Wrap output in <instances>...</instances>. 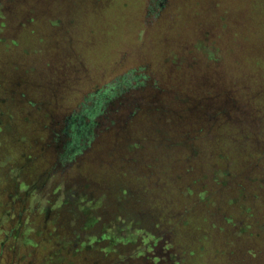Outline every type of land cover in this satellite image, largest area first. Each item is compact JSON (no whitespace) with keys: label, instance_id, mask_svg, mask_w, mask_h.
Returning <instances> with one entry per match:
<instances>
[{"label":"rangeland","instance_id":"1","mask_svg":"<svg viewBox=\"0 0 264 264\" xmlns=\"http://www.w3.org/2000/svg\"><path fill=\"white\" fill-rule=\"evenodd\" d=\"M117 187L183 264H264V0H0V264H98L79 193Z\"/></svg>","mask_w":264,"mask_h":264},{"label":"trees","instance_id":"2","mask_svg":"<svg viewBox=\"0 0 264 264\" xmlns=\"http://www.w3.org/2000/svg\"><path fill=\"white\" fill-rule=\"evenodd\" d=\"M102 113H104V110L100 112V115H105V113ZM98 114V111L92 112L87 107L80 117L71 118L66 124L63 134L70 140L66 142L64 147L63 158H65V161H71L75 155L80 154L92 141H95L94 129L97 122H94L93 119ZM105 130L107 129L103 127L101 132ZM200 193H198V196H200ZM79 194L81 198H90V200H84V202L82 200L83 204L80 203L78 207L81 217H86L84 225H80L82 222L76 225L79 232H85L83 235L85 241H81L83 246L81 249L80 247L73 248L75 253L86 251L91 257H96L95 262L98 264H105V259H108L111 264H129L131 260L140 261V264H159L160 254H162L163 258L161 260L164 261V264H183L182 259L178 260V257L173 253L175 244L172 240H165L164 236L158 231L164 227L169 231V226L172 225L171 220L164 221L160 217H155L156 215L145 213V210L137 202L138 199L134 198V194H131L128 188L117 187L115 190V194L118 196L117 200L112 198L114 189L108 191V195L105 194L100 197L97 195L91 197L94 192L89 189L88 192L82 191ZM103 198L107 200L104 201ZM75 204L72 205L70 200L69 203L59 204L60 207L53 210H57L58 215L60 212L67 213L70 206H75ZM139 205L140 209L134 213L131 212V210H134L132 208H138ZM126 206L129 210L125 209ZM55 217L54 214V219ZM179 217L178 222L185 223L181 219L182 216ZM74 221L76 222V219ZM69 222L73 221L69 220ZM60 225L61 230L68 228L67 223ZM246 227L249 228L248 225ZM153 230H156V233ZM69 236L68 243L73 242L74 239H79L81 233L77 231L76 234L73 232ZM88 239L92 243L106 240L108 244L99 243L86 246ZM149 239L154 240V242H148ZM158 239H160V243H156ZM149 250L152 253L148 255ZM129 251L130 253H128ZM70 263L72 264V262Z\"/></svg>","mask_w":264,"mask_h":264}]
</instances>
